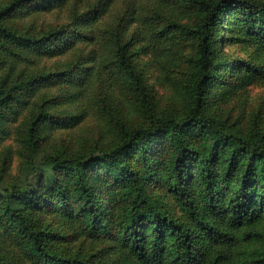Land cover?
I'll list each match as a JSON object with an SVG mask.
<instances>
[{"label": "trees", "instance_id": "16d2710c", "mask_svg": "<svg viewBox=\"0 0 264 264\" xmlns=\"http://www.w3.org/2000/svg\"><path fill=\"white\" fill-rule=\"evenodd\" d=\"M67 1L5 0L0 4L1 133L3 123L23 109L35 116L24 130L27 143L35 141L34 133L43 127L55 130L78 123V115L60 117L50 111L46 105L51 100L40 101L37 90L61 81L74 89L85 87L95 63L104 59L98 54V38L92 29L112 0H96L86 11H75L65 26L36 37L3 24ZM159 1L178 12L195 11L199 20L193 28L171 16L163 21L160 13L155 14L159 7L150 11L153 17L130 31L135 18L123 15L110 31L114 73L120 79L125 76L124 81L142 94L143 86L126 55L128 40H146L149 49L161 52L166 45L182 43L172 30L185 31L196 41L187 113L125 132L110 149L41 159L32 154L25 181L0 193V264H99L56 250L53 242L59 236L42 223L44 215L72 224L76 237L127 248L140 264H264V232L257 231L264 220V131L229 130L204 112L212 98L210 91L222 84L219 70L232 64L215 63L218 41L214 35L217 28L222 29L224 13L233 11L229 25L239 22L245 36L264 45V4ZM78 45L90 50L74 54ZM66 55L70 60L61 71L26 68L38 59ZM163 168L167 171L164 181L185 214L183 221L158 207L152 197Z\"/></svg>", "mask_w": 264, "mask_h": 264}, {"label": "rangeland", "instance_id": "374dc122", "mask_svg": "<svg viewBox=\"0 0 264 264\" xmlns=\"http://www.w3.org/2000/svg\"><path fill=\"white\" fill-rule=\"evenodd\" d=\"M4 1L0 0V4ZM95 1L68 0L60 7L31 16L12 17L3 24L24 35L36 37L65 26L75 11H86ZM252 1L264 4V0ZM159 7L161 10H156L155 14L160 13L163 21L164 18L175 17L177 23L187 27L193 28L200 17L195 11L178 12L173 5H162L159 0H112L107 13L92 29L98 38V54L104 59L95 63L85 87L74 89L70 83L61 81L40 86L37 90L40 101L51 100L46 106L57 116L78 115V123L74 121L76 125L55 130L43 127L34 133L35 141L27 143L24 130L28 123L32 125L35 117L29 109L21 110L17 116L3 123L4 133L0 132V193L8 186L25 181L30 172L27 169L32 154L33 158L41 159L52 155L82 156L90 151L110 149L125 132L145 127L162 117L181 118L187 113L194 80L196 41L185 31L172 30L182 43L166 45L161 52L149 49L146 40L140 41L137 37L128 40L126 55L133 74L143 86L142 94L135 91L133 84L124 81L125 76L120 79L114 73L110 31L116 28L118 22L121 23L123 15L135 18L130 24V31L135 24L142 26L144 19L154 16L150 11ZM232 12L228 10L224 13L220 23L222 29L217 28L214 35V40L218 41L215 63L232 64L219 70L222 84L214 86L212 89L215 91H210L212 98H209V106L204 112L227 129L231 127L243 134L250 130L262 132L264 45L245 36L239 30V22L229 25L234 20ZM0 41L3 40L0 38ZM89 50V46L78 45L74 54ZM70 58H73L72 55ZM68 60L67 55L38 59L34 64H27L26 68L29 71L35 68H44L47 72L61 71L66 68ZM233 62L239 65L234 67ZM162 173L152 197L158 207L183 221L185 214L180 203L164 181L166 169L163 168ZM42 223L57 233L59 237H56L58 240L53 242V246L65 256L76 255L99 264H140L127 248H114L103 242L76 237L73 225L57 216L44 215ZM257 231L264 232V220L257 226ZM249 246L256 248L259 244L249 243Z\"/></svg>", "mask_w": 264, "mask_h": 264}]
</instances>
